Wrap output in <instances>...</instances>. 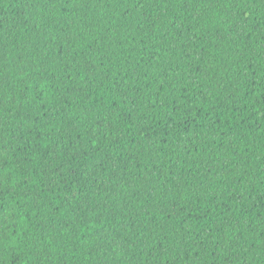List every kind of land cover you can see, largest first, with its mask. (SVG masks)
<instances>
[{
  "label": "trees",
  "instance_id": "16d2710c",
  "mask_svg": "<svg viewBox=\"0 0 264 264\" xmlns=\"http://www.w3.org/2000/svg\"><path fill=\"white\" fill-rule=\"evenodd\" d=\"M0 264H264V0H0Z\"/></svg>",
  "mask_w": 264,
  "mask_h": 264
}]
</instances>
